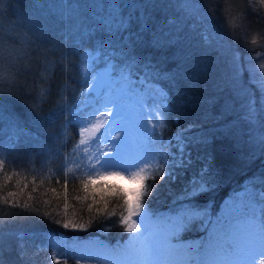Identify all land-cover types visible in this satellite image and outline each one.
Here are the masks:
<instances>
[{
  "label": "trees",
  "instance_id": "obj_1",
  "mask_svg": "<svg viewBox=\"0 0 264 264\" xmlns=\"http://www.w3.org/2000/svg\"><path fill=\"white\" fill-rule=\"evenodd\" d=\"M234 50L247 79L244 57L264 56V0H0V264H76L49 257V233L127 236L122 188L71 169L85 51L91 72L108 65L166 90L162 136L180 129L185 159L148 181L149 209L192 207L211 221L251 190L259 207L238 215L264 222V134L251 129L264 130V109L258 87L238 83ZM194 230L185 237L210 227ZM17 244L23 254H5Z\"/></svg>",
  "mask_w": 264,
  "mask_h": 264
},
{
  "label": "rangeland",
  "instance_id": "obj_2",
  "mask_svg": "<svg viewBox=\"0 0 264 264\" xmlns=\"http://www.w3.org/2000/svg\"><path fill=\"white\" fill-rule=\"evenodd\" d=\"M95 55L85 51L80 66L89 80L75 105L79 138L71 169L78 170L93 186L103 182L122 188L127 207L121 222L127 228V239L110 242L99 236L67 238L49 233L45 246L49 257L56 261L64 255L76 264H264L263 219L253 213L238 215L243 212L242 206H249V212L259 207L248 198L251 190L227 198L211 221L192 207L170 212L146 206L143 196L150 192L148 181L156 174L167 175L174 165L183 162L185 141L180 129L162 136L167 108V93L162 86L124 71L112 75L108 65L91 72ZM240 58L242 54L234 50L232 64L238 83L245 88L256 85L264 109V56H256L255 61L251 56L244 57L247 79ZM248 91L243 104L255 116L251 88ZM254 128L264 134L259 125L252 124ZM205 227H210L207 238L185 237L193 229ZM5 249V254L10 250L23 254L26 246L5 245Z\"/></svg>",
  "mask_w": 264,
  "mask_h": 264
},
{
  "label": "bare ground",
  "instance_id": "obj_3",
  "mask_svg": "<svg viewBox=\"0 0 264 264\" xmlns=\"http://www.w3.org/2000/svg\"><path fill=\"white\" fill-rule=\"evenodd\" d=\"M125 215H126V211H125L124 216H125ZM196 238H198V237H196ZM201 240H202V238H201ZM124 245H131V243H127V244L124 243ZM160 253H163V250L160 251ZM137 258H138L139 261H142V259H143L141 254H140V255L138 254V257H137ZM184 259H185V258H184Z\"/></svg>",
  "mask_w": 264,
  "mask_h": 264
}]
</instances>
